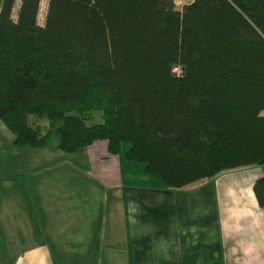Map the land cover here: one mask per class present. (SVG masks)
<instances>
[{
    "label": "trees",
    "instance_id": "16d2710c",
    "mask_svg": "<svg viewBox=\"0 0 264 264\" xmlns=\"http://www.w3.org/2000/svg\"><path fill=\"white\" fill-rule=\"evenodd\" d=\"M41 3L0 0V121L15 148L49 145L34 117L67 154L128 146L169 190L264 169V0H48L42 26ZM253 192L264 209V172Z\"/></svg>",
    "mask_w": 264,
    "mask_h": 264
},
{
    "label": "crops",
    "instance_id": "0c3cea01",
    "mask_svg": "<svg viewBox=\"0 0 264 264\" xmlns=\"http://www.w3.org/2000/svg\"><path fill=\"white\" fill-rule=\"evenodd\" d=\"M105 144L73 154L50 145L10 151L15 167L0 180V262L264 264V209L253 192L263 168L169 190L126 161L128 146L119 157Z\"/></svg>",
    "mask_w": 264,
    "mask_h": 264
},
{
    "label": "rangeland",
    "instance_id": "374dc122",
    "mask_svg": "<svg viewBox=\"0 0 264 264\" xmlns=\"http://www.w3.org/2000/svg\"><path fill=\"white\" fill-rule=\"evenodd\" d=\"M47 5H48V0H42V3H41V9H40V13H39V17H38V23L39 25H43L44 24V21H45V17H46V11H47ZM18 7H19V4H17L16 8H15V11H14V19L17 18V13H18ZM85 119L88 118V125L91 126V125H94V124H99V123H102V114L100 112H93L90 116H83ZM29 122L30 124H32L34 127L38 128L39 131L43 134V135H50V138H49V145H50V148L51 147H54V146H58L59 144V137L57 135H54L55 133V130L57 129L56 128V125L46 119H38V118H34V117H29ZM58 125V124H57ZM14 139V135L3 125V123L0 121V180L2 178V176H5L4 175V167H15V165L11 164L10 162V151L11 150H14L15 148L12 146V141ZM106 145V144H105ZM10 149V150H8ZM16 150V149H15ZM94 150H102V148H95ZM108 150V149H107ZM91 151V150H89ZM90 156H91V161H92V166H95L96 164H98L97 162L94 163L93 158H96L97 157V154L96 153H92L90 152ZM98 157H101V156H98ZM84 164L86 165H89L88 162H85ZM92 172V171H91ZM3 173V174H1ZM98 176L101 175L100 173L97 174ZM114 180V179H113ZM101 181V179H100ZM208 181H202L200 184H204V183H207ZM1 184V182H0ZM109 194H107V199H108V196ZM114 197L111 196V200H115V198L113 199ZM119 198V197H118ZM89 200V199H88ZM92 200V199H91ZM111 208V207H110ZM1 209V208H0ZM108 210H111V215L110 216H113V208L111 209H108ZM2 210H0L1 212ZM115 216H117V212H115ZM5 221H6V217L4 218L3 220V224H5ZM109 240H107L105 242V246L107 247V245L109 244ZM125 245V243H124ZM120 245H117V247H119ZM106 254H109V253H106ZM3 256V255H2ZM107 256V255H106ZM105 256V257H106ZM9 259L10 257H7L6 261L4 262H0V264H3V263H8L9 262Z\"/></svg>",
    "mask_w": 264,
    "mask_h": 264
},
{
    "label": "built area",
    "instance_id": "2783aa9c",
    "mask_svg": "<svg viewBox=\"0 0 264 264\" xmlns=\"http://www.w3.org/2000/svg\"><path fill=\"white\" fill-rule=\"evenodd\" d=\"M189 1H192V0H177V3H178V5H182V4H185Z\"/></svg>",
    "mask_w": 264,
    "mask_h": 264
}]
</instances>
